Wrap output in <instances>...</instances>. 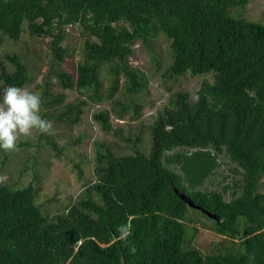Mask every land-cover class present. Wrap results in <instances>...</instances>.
<instances>
[{
	"label": "trees",
	"instance_id": "obj_1",
	"mask_svg": "<svg viewBox=\"0 0 264 264\" xmlns=\"http://www.w3.org/2000/svg\"><path fill=\"white\" fill-rule=\"evenodd\" d=\"M247 4L0 0V50L26 36L25 44L41 39L50 52L46 75L36 85L42 117L70 130L82 107L105 102L92 119L130 147L124 152L94 141L95 179L52 214L35 202L32 183L0 184V264H264V26L243 16ZM73 26L83 42L71 73L63 64L73 53L62 42ZM160 37L168 45L169 63L159 75L168 97L144 124L141 98L149 80L131 59L139 43L158 67ZM2 55L0 96L7 85H28L27 66L36 53L25 46ZM188 74H210L212 80L203 78L194 96L173 90L171 84ZM64 90L82 99L67 101ZM126 119L148 129L146 151L137 145L139 133L124 132L120 121ZM25 140L19 148L32 145ZM37 140L57 154L64 148L52 135L38 133ZM6 158L3 153L1 164ZM174 189L218 215L216 221L204 213L213 231L229 241L206 254L187 248L189 206ZM125 225L130 234L122 238Z\"/></svg>",
	"mask_w": 264,
	"mask_h": 264
},
{
	"label": "rangeland",
	"instance_id": "obj_2",
	"mask_svg": "<svg viewBox=\"0 0 264 264\" xmlns=\"http://www.w3.org/2000/svg\"><path fill=\"white\" fill-rule=\"evenodd\" d=\"M263 2L264 0H248L243 16L264 26V15L262 14ZM64 32L66 35L62 44L68 46L73 54L71 57L66 58L63 67L66 71L74 73L76 63L81 58L83 37L74 26L67 27ZM25 38L26 36L14 44L10 41L4 43L3 49L0 50V59H3V52L15 51L19 53V49L20 51H24L25 46L32 49L36 55L30 56L31 62L27 66V69L32 80L26 87L31 91L39 93L40 89L36 85L42 83V78L46 75L50 52L45 47V41L30 38L27 44H25L23 40ZM158 43V55L156 56V59L160 62L158 67L151 54L139 43L134 45V55L131 59L132 64L142 71L149 80L147 85L148 93L141 98V103L143 104L141 120L144 124L148 123L150 114L160 108L168 97V92L165 90L164 83L159 76L163 68L169 63L168 45L162 37L159 38ZM203 78L212 80V75L197 76L188 74L180 77L176 83L171 84V87L173 90L182 89L188 91L194 96ZM107 84L108 80H104V86H107ZM52 90L55 93L61 91L56 86H53ZM63 93L67 101L77 102L81 98L72 90H64ZM119 95L120 93L117 94V96ZM103 107H107V103H90L82 107L83 112L80 116V121L74 124L70 130L62 124L53 125L55 129V135H52L53 140L59 148L64 147L59 154L45 145L43 141H38V133L35 131L32 137L27 139L32 145L20 147L18 151L11 153L0 150V184H11L13 187H22L32 183L38 190L35 202L42 204V209L48 211L49 214L66 207L70 203V200L74 199L86 186L87 182H92L95 179L92 164L94 141H104L110 143L112 146L119 145L118 148L124 152L130 149L129 146L125 145L122 141H118L112 134L102 132L98 124L92 119V113ZM112 121L115 122L116 120L112 119ZM121 123L122 121H120L121 126L125 125L124 132L126 135L133 136L135 133H139L141 140L137 145L142 151H146L149 145L148 129L146 126L140 128L137 121H130L128 119L123 124ZM56 134H60V136ZM77 137L80 138L78 143L64 146L68 142L72 143ZM21 141L26 140L25 138H21ZM3 153L6 154L7 158L1 164ZM76 164L81 170L80 177L75 167ZM220 171L223 175H227L228 166L223 165ZM228 176L227 181H232L233 176L230 174ZM219 179H221L220 175L217 176V180ZM210 187L216 188L218 186ZM229 193L228 191L224 195L226 200L230 198ZM187 214H189L188 218L191 220V222L186 223L187 235L185 246L187 248L196 247L203 254H206L215 246H219L222 240L229 241L225 236L213 231L211 220L201 210L189 207Z\"/></svg>",
	"mask_w": 264,
	"mask_h": 264
},
{
	"label": "clouds",
	"instance_id": "obj_3",
	"mask_svg": "<svg viewBox=\"0 0 264 264\" xmlns=\"http://www.w3.org/2000/svg\"><path fill=\"white\" fill-rule=\"evenodd\" d=\"M42 97L27 87L7 85L0 96V150H19L21 138H31L33 132L55 135L53 122L41 115ZM122 238L130 233L127 226L119 229ZM134 251V249H133Z\"/></svg>",
	"mask_w": 264,
	"mask_h": 264
},
{
	"label": "water",
	"instance_id": "obj_4",
	"mask_svg": "<svg viewBox=\"0 0 264 264\" xmlns=\"http://www.w3.org/2000/svg\"><path fill=\"white\" fill-rule=\"evenodd\" d=\"M174 191L189 207H194V208L200 209L208 217L215 219L216 221L218 220V215L212 214V213L200 208L198 205H195L185 194L179 192L177 189H174Z\"/></svg>",
	"mask_w": 264,
	"mask_h": 264
}]
</instances>
